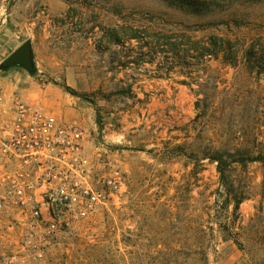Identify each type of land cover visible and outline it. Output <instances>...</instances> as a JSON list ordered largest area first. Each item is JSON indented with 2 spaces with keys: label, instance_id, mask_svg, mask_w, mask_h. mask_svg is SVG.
<instances>
[{
  "label": "rangeland",
  "instance_id": "1",
  "mask_svg": "<svg viewBox=\"0 0 264 264\" xmlns=\"http://www.w3.org/2000/svg\"><path fill=\"white\" fill-rule=\"evenodd\" d=\"M128 24L246 48L264 42V0H0V65L26 41L36 65L0 69L8 97L81 126L90 152L108 151L124 175L107 205L33 264H264V163L232 165L247 197L235 212L220 208L208 157L264 155V61L212 59L200 72L162 63L136 41L113 43ZM196 241L206 256L194 255Z\"/></svg>",
  "mask_w": 264,
  "mask_h": 264
},
{
  "label": "built area",
  "instance_id": "2",
  "mask_svg": "<svg viewBox=\"0 0 264 264\" xmlns=\"http://www.w3.org/2000/svg\"><path fill=\"white\" fill-rule=\"evenodd\" d=\"M87 140L81 126L8 97L0 82V264L41 261L123 186L115 159Z\"/></svg>",
  "mask_w": 264,
  "mask_h": 264
},
{
  "label": "trees",
  "instance_id": "3",
  "mask_svg": "<svg viewBox=\"0 0 264 264\" xmlns=\"http://www.w3.org/2000/svg\"><path fill=\"white\" fill-rule=\"evenodd\" d=\"M205 29V28H203ZM111 39L114 44L125 42H138L140 49L146 50L144 55L154 54L160 58L162 63H169L175 66H186L194 71L207 70L211 66L212 59H222L224 63L237 65L240 58L247 61L261 63L264 61V42L262 39H255L249 46L242 48L237 40L225 37L220 34L211 33L204 37H197L186 32H174L154 30L150 27H136L134 25H120L111 32ZM258 41L262 48L259 49ZM261 52V53H260ZM189 84L187 81H182ZM204 99H198L196 108H201ZM207 109V105H205ZM204 109V106L202 107ZM208 157L217 162V169L220 174V186L222 194V206L234 205V211L238 212L240 205L247 198L245 193L238 190L235 180L232 177V165L235 163L246 164L248 162L260 161L264 163V155H250L246 150L240 149H216L208 153ZM194 255H207L208 248L200 245V241L194 242Z\"/></svg>",
  "mask_w": 264,
  "mask_h": 264
},
{
  "label": "water",
  "instance_id": "4",
  "mask_svg": "<svg viewBox=\"0 0 264 264\" xmlns=\"http://www.w3.org/2000/svg\"><path fill=\"white\" fill-rule=\"evenodd\" d=\"M13 66H19L26 69L30 73H34L36 69L34 61V50L31 41H26L21 47L15 50L0 65V69L6 71Z\"/></svg>",
  "mask_w": 264,
  "mask_h": 264
},
{
  "label": "crops",
  "instance_id": "5",
  "mask_svg": "<svg viewBox=\"0 0 264 264\" xmlns=\"http://www.w3.org/2000/svg\"><path fill=\"white\" fill-rule=\"evenodd\" d=\"M58 116H59V114H57ZM60 118L62 117V116H59ZM63 118V117H62Z\"/></svg>",
  "mask_w": 264,
  "mask_h": 264
}]
</instances>
